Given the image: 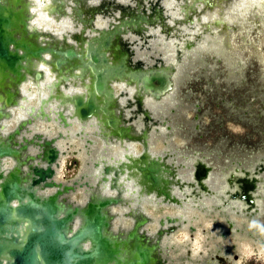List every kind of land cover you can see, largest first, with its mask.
Returning a JSON list of instances; mask_svg holds the SVG:
<instances>
[{
	"label": "water",
	"instance_id": "water-1",
	"mask_svg": "<svg viewBox=\"0 0 264 264\" xmlns=\"http://www.w3.org/2000/svg\"><path fill=\"white\" fill-rule=\"evenodd\" d=\"M55 1L57 5H51L52 7L49 5L51 8L49 11L57 13L59 18L56 22L61 27L71 28L73 23L78 28L80 27L78 22L86 21L79 17L80 12L76 13L77 16L72 14L73 18L67 16L68 22L62 21L64 15H67L65 7L69 5L64 4L65 0ZM220 1L183 0L184 4L179 6L184 12L183 19L179 18L171 23L163 19L158 20L160 18L157 15L163 9L159 1L152 2V11L157 13V19L154 20H148L145 15H140L141 13H137L135 18L126 15L128 18H115L112 22H108L103 26L105 29L99 32L94 19L89 18V22L94 23L97 31L93 36L88 33L84 35V31L82 34L64 31L50 33L47 29L38 31L36 27L35 30L30 31L25 20L23 35H18L16 25L13 26L14 31H10L12 26L10 16L6 19L0 17V62H7L11 71L8 75L3 74L0 88L7 87V84L13 85L12 91L15 88V92L8 93L0 89V240L13 238L24 242L22 249H10L0 243V264H77L75 260L80 264H86L88 257L93 261L104 253L114 260L112 246L114 247L115 244L120 248L128 246L127 254H123L121 259L128 257L129 261L132 260L130 264H164L168 259L166 257L168 246L163 245V240L178 227H182V223L186 221L185 213L162 217L159 220V227L154 232H150L151 229L146 228L145 225L152 219L141 208V204L146 201L176 206L184 212L194 208L200 209L207 203H212L213 212L218 213L225 220H229L231 214L238 218H244V215L255 217V213L259 212V207L264 201V194L250 192L264 188V179H255L264 172L263 156L260 155V167L254 164L252 166L251 162L246 164L247 167H241L242 173L246 176L252 175L253 179H236L227 176L225 181L228 187H233L234 190L229 188V191L214 192L209 189L208 184L215 185L216 181L223 180L224 175L211 173L213 166L209 165V160L206 158L211 154L193 163L189 160V155L172 153L174 149H179L175 148L179 146V141L182 145L190 138V134H187L190 117L186 112L185 102L186 98L190 99L194 96L191 95L193 93L191 90L175 94L177 84L183 89V86L192 80L193 71L198 72L201 80L202 76L208 74L209 68L217 63H224L228 68L234 69L235 77L242 75L241 66L245 60L244 57L241 58L243 53L241 49L248 50L250 54L253 51L254 59L264 64V52L261 47L255 46L256 43L251 41V37L242 40L237 46L231 32V21L223 15L222 10L219 11L222 9ZM239 1L226 0L224 8L229 10L232 19L243 28L248 24L245 18L247 13H244L246 7ZM28 3L29 0L24 3L25 12L30 11L31 5ZM2 6L0 4V10L2 8L3 11ZM215 12L219 15L217 16ZM197 14L199 18L196 19ZM186 23L197 26L199 24V26L185 32L181 27L188 25ZM148 26L163 28L166 31V35H163L165 44H168L171 38L177 37V42L171 44L175 45V48L163 50L164 48H157L159 44H150L154 39H160V35L155 33L145 35ZM134 29L137 30V44L136 49L133 50L128 43V37L119 34L132 32ZM172 31H177L178 36L172 37ZM29 34L33 36L32 47L39 44L40 35L73 37L69 39L74 44L72 46L76 52H81L82 45L86 44L91 59L75 60L70 63L87 65L86 68L95 69L96 74H93V77L96 90L103 75L99 70L104 69L105 65L108 66L105 67V71L112 72L109 77L111 93L107 96L102 95L99 99V102H104L105 105L99 104L98 95H95L98 91L92 90L91 82L59 81L60 69L51 67L53 65L51 60L45 61L44 66L45 64L48 66L42 67L41 77L39 71L24 77V67L20 62H23L24 50L28 46H24V38ZM201 37L205 38L204 41H200ZM246 37H249V34H246ZM118 41L124 42L123 46L121 43L114 44ZM220 44H223L226 50L220 49ZM11 45L13 48H10ZM107 49L110 50V55ZM13 50H16L15 56L11 54ZM103 56L107 59H103ZM249 58L247 57L246 60ZM210 60L213 61L212 64H209ZM3 62L0 64L2 69H4ZM6 78H10L11 81L5 82ZM28 82H32L39 93V107L36 109L32 106L31 109V114L33 112L36 114L35 118L55 121L59 127L77 125L81 129H94V134L109 147H117L118 141H128V150H124L120 157L115 155L107 161L103 159L95 163L97 167H102L96 175V184L88 192L87 201L83 204H77L66 196L74 190V186L54 180L55 165H59L61 155L56 145V138L47 140L42 138L43 134H39L40 142H29L26 139V143L20 142L17 137L31 120H22L13 130L3 131L4 128L7 130L8 126L4 121L13 117V108L18 106L23 108L21 101L29 100L21 88ZM62 82L66 84L61 85ZM57 84L61 85L59 91L54 88ZM116 85L121 88L119 94L116 93ZM43 87L47 88V93L43 92ZM187 91L188 93L185 94ZM87 98L92 101L96 98L100 107L94 104V101L88 102ZM50 104H54L50 107L51 114L45 110ZM161 107L164 108H162L164 112L162 111L160 117L149 110ZM198 119V115H195L194 120ZM196 122L193 121L194 124ZM156 135L164 142L167 141V145L172 150L169 149L165 153L161 151L159 154L155 152L154 143H150V139ZM31 144L39 147L36 154L29 153ZM137 144L143 147L140 153L134 151ZM132 146L133 150H131ZM62 154H65V151L62 150ZM8 159L12 161L10 166L6 165ZM180 159L186 163L180 162ZM239 167L235 172L240 171ZM181 168H184L183 173L180 172ZM125 180L133 185L124 187L125 183L122 181ZM103 185H105L104 189H102ZM130 203L134 204V207H131L127 215L133 218V226L115 228L113 221L118 217V213L113 209L117 205L123 207ZM97 211L103 212L105 219L101 221L99 217H94L93 213ZM39 226L41 232L38 231ZM102 228L104 231L101 232ZM24 229H30L26 236ZM102 233H105L110 241L104 242L99 239ZM149 243L155 245L150 247ZM74 244L79 245L83 253L89 255L85 256L87 261L83 256L75 255L70 258L71 256L67 255L73 251ZM109 248L112 251H109Z\"/></svg>",
	"mask_w": 264,
	"mask_h": 264
},
{
	"label": "flooded vegetation",
	"instance_id": "flooded-vegetation-1",
	"mask_svg": "<svg viewBox=\"0 0 264 264\" xmlns=\"http://www.w3.org/2000/svg\"><path fill=\"white\" fill-rule=\"evenodd\" d=\"M25 1L28 0H0V4L3 5V11L2 8L0 10V17H4L6 19L8 18V16H10L9 18L12 20L10 22L12 23L10 31H14L13 26L16 25V33L18 35H23V26L25 21L29 25L30 31L35 30L36 27L38 31H44L47 29L50 31V33H53L55 31H64L65 33L82 34V32L84 31V35H87L88 33L89 35L93 36L97 34V31L94 28V23L91 24L89 22V18L94 19V22H96V29L100 32L105 29L103 26L107 25L108 22H112L115 18L127 17L126 15L133 16L135 18L137 13H141L140 15H145L148 20L157 19L158 16L160 18L158 20L161 21L163 19L169 23L179 18L183 19L184 16L182 7H179L180 5L184 4L183 0H65L64 4L69 6L65 7L67 15H64L65 17L62 19V21L68 22V17L73 18L71 17L72 14L74 16V14L80 12L79 17L81 16L82 19L86 20L85 22H83L86 27L82 28V26H80L76 28V26L72 23V25H74L73 27L71 25V28H64L56 22L55 15L57 16V13L49 11L51 10L50 7L57 5L55 0H29L30 3L28 4L31 5L29 12L24 11ZM154 1L161 2L163 6L162 11L157 16V13L152 11V2ZM259 2L260 1L258 0L257 2H251V4L248 3V6L245 5L246 9L248 8L244 12L247 13V16H245L248 23L247 26H243V28H240L241 24L232 19V14H229V18L232 24L231 32H233L236 41L235 43H237V46L241 44L240 42H242V40H248V38L251 37V41L256 43L255 46L261 47L264 52V16H262L264 14L261 10L262 8ZM198 7L199 5L197 4V8ZM126 10L128 12H125ZM244 10L245 9L243 8L242 11ZM215 14L217 16L219 15L218 12H215ZM196 17H198V14L195 15V18ZM57 25L59 29L53 27ZM147 30L148 31L147 33H145V35L152 33L166 35V31L163 28L148 26ZM136 32L137 30L134 29L132 32L129 31L128 33L123 32L119 34L121 36L128 37V43L133 50L136 49ZM246 34H249V37H246ZM123 43H121V46H123ZM164 45L167 46V44ZM10 48H13V45H11ZM157 48L162 49L164 48V46L158 45ZM174 48L175 45H169V47H167L166 49L172 50ZM219 48L222 50H226V47L223 44H220ZM241 51L243 52L241 58L243 59L244 57L245 60L243 66H241L242 75L235 77L234 69L228 68L224 63L216 62L217 64L212 68H209L208 74L202 76L201 80L199 79L198 72L193 71L192 80L189 82L191 84L188 83L184 85L183 89L182 87L180 89L178 84L176 85L177 92L175 94H178L179 92L183 93V91L185 92L186 90H191L193 92L191 95L194 96H191L190 99L186 98L185 102L187 104L185 106L187 110L186 112L188 113L189 117L190 113H192L193 117H190V119H188L190 128H188L189 126L186 125L188 126L187 134H190V138L186 139V141L182 145L179 141L180 139H177V141H179V146L175 148L179 149H174L172 153H184L185 155H189V160H192L193 163H196L198 159L204 157L205 155L211 154L207 155L206 157L209 160V165L211 167L213 166L211 173L220 176L224 175L223 180L216 181L215 185L211 183L208 184L209 189H212L214 192H223V190L229 191V188H233L228 187L229 185L225 181V179H227V176H229L228 178L234 177L236 179H253L254 177L252 175L246 176L244 173H242L243 171L241 169L247 167L246 164L250 162L252 163V166L254 164L257 167H260V158L261 156H263L264 158V64L258 61L256 58L254 59L255 56L253 51L251 54L246 49H241ZM247 57H250L251 60L250 58L246 60ZM2 62H0V64ZM210 62L211 63L209 64L213 63V61L211 60ZM20 63L21 65L23 64V62ZM3 65L6 71H10L8 69L7 62H3ZM0 67H2V65H0ZM22 73L23 71L21 68V74ZM2 76L3 75L1 71V82L4 78ZM6 81L9 82L11 80L10 78H6L5 82ZM21 88L24 92V95L29 97V100L21 101L22 106H24L23 108L21 107L23 109L22 111L18 109V107L20 106L13 108V117L11 119H15L16 122L12 129H9V127L7 126V130L6 128H4L3 131L8 132L13 130L18 126L20 122H18V120L21 118H23L22 120H31V122H27V124L22 128V133L17 137L20 142L26 143L25 139L29 142H40L38 136L39 134H43L42 138L44 139H57L56 145L61 151L59 159L66 153H72L74 155L83 154L81 171L75 177L57 180L56 177L58 175V172L56 166L54 175L55 181L74 186V190H71L66 194V196L77 204H83V202H77L72 198L71 195L76 192L78 188H82L83 191L88 195V192L92 189V186H94L97 182V169L100 170V167H102H97L95 163L98 161L101 162L103 161V159L107 161L111 156H115L116 147H109V145L105 146L103 144V141L98 138L96 134H94V129H81L83 131L82 132L79 126L75 125V127H71V130L73 132L71 131L69 135L63 134L64 130L62 131L61 127L57 133L54 132L53 123H55V121H46L42 120L39 117L35 118V112L31 114L32 106L36 107V109L39 107V93L36 87H34L32 82H28L26 84H23ZM115 89L117 94L121 92L120 86L116 85ZM43 92H48L46 87H43ZM187 93L188 91L185 94ZM52 105L54 104H50L45 108L46 112H49V114H51L52 110L50 109V107ZM215 106L217 108H221V111H218V114H216L214 119H212L209 123H201V117L203 118L202 115L208 113L210 117L211 112L214 110L213 107L216 109ZM162 108L163 107H161L160 109L151 108L149 110L152 111L155 116L160 117L164 112ZM195 115H198V120H194ZM19 116L22 117L19 118ZM40 120L46 122L45 127L38 124V121ZM189 120L192 121V123H190ZM7 121L9 120H5L4 123L8 124ZM193 121H197L196 124H194ZM226 121H235L238 124L243 123L246 126H250L256 133V139L252 137L253 135H251V131V134L244 133V135H241L239 139L232 140L231 133H229L230 128L227 126ZM195 126H197V128H195ZM207 126L210 129L206 137L205 128ZM156 136H153V138L151 137L150 139V143H154L153 150L155 152H158V154L161 153V151L165 153L170 149L167 145V141L164 142L161 137L158 138V136ZM72 137L74 139L78 138L81 142L77 144L72 150H70L69 147L74 145L72 142L74 139ZM191 138H195L193 144H190ZM59 140H61V142ZM136 146L134 151L136 153H140L143 150V147L140 146L139 149ZM29 147L30 154H36L39 151V147L37 146L31 144L29 145ZM62 150L65 151V154H62ZM131 150H133V146ZM179 161L186 163L185 161H183V159L182 161L181 159ZM75 162L76 161H74V163ZM237 167L240 168L239 172H235V169H237ZM180 170V172L183 173L184 168H181ZM220 170H222L223 172ZM259 178L264 179V172L261 173L260 176H257V178L255 179ZM263 189L264 188H257L254 189L255 191H251L250 193L264 194L262 193ZM86 198L85 201H87ZM144 203H149L155 207L167 205L164 203L155 204L149 201L143 202L141 204V208L143 212L148 216L150 215L144 209ZM131 207H134V204H126V206L123 207L121 205H117L113 209L115 213H118V217L113 221L115 228H127L133 226V218L127 215L130 212ZM202 207H206V209L194 208L190 209L189 211L200 210L204 211L206 215L213 214L212 218L217 225L216 230L210 231L208 233L207 239H209L208 245L210 246V251L208 255L204 257L203 263L233 264V260L238 259L241 255L240 246L242 243L250 244L255 250L264 249V201L259 207V212L255 213L254 215L256 218L247 217L243 214L244 218L231 216L229 220H225V218H222L218 213L213 212L214 208L212 207V203H207V205H204ZM177 209L178 212L172 215L181 214V210L179 208ZM167 215L168 214L161 215L160 218L156 219V228L154 230L159 227V220L162 217H166ZM190 216L191 215L186 211V221L185 223H182V226L189 228L190 232L192 233V237H194V232H196V224H194L192 221L194 219L200 221V219L197 214H194L191 217ZM216 216H218V218ZM150 218L152 219L151 216ZM127 220H129L130 223H127ZM150 222L145 225L146 228H149L148 224ZM165 244L168 246L166 247L168 249L172 248L176 251L179 249L178 245L167 241V238L163 240V245ZM166 257L168 259L164 264H177L178 261V264H184L186 259L189 261H194L196 263L202 262V260L197 259L196 257H192V253L189 248L185 255L180 254L177 257H171L168 255Z\"/></svg>",
	"mask_w": 264,
	"mask_h": 264
},
{
	"label": "rangeland",
	"instance_id": "rangeland-1",
	"mask_svg": "<svg viewBox=\"0 0 264 264\" xmlns=\"http://www.w3.org/2000/svg\"><path fill=\"white\" fill-rule=\"evenodd\" d=\"M260 6H261V10L263 11L264 14V0H260ZM249 4H251V2H249ZM190 8V6H187ZM203 9V8H202ZM201 11V10H200ZM80 24V26H82V28L86 27L83 23V21L78 22ZM55 28H58L57 26H53ZM178 27H181L180 25H178ZM26 37L24 38V46H27L24 50V56H23V67H24V77H26L27 75H31L32 73H38L39 71V76L41 77L42 74V67L48 66V64L44 63L45 61H53V65H51V67L56 68V69H60L59 70V81H65V80H69V82L75 83L78 80H84V81H88L91 82L90 86H93L92 90L93 91H98L96 92L95 95H98V102L99 99L102 95L107 96L109 93H111V88H110V84H109V77L112 75V72L109 71H105V67L108 68L107 65L104 66V69H100L99 72L102 75L101 78V82H99V87L96 90V83L94 81V75L96 74V71L94 68L89 69L86 68L87 65H82V64H71L70 62L75 61V60H80V61H88L91 59V53L89 55V50L87 45L85 44L82 45L81 47V52H76V50L74 49V47L72 45H74L71 40L69 38H73V37H67L66 35H61L60 37H51L48 35H40L39 36V44L36 46L32 47V39L33 36L32 34L29 35H25ZM120 41H118V43H114L116 45H119ZM112 44V43H111ZM108 54L110 53V50H108ZM55 52V53H54ZM12 56L16 55V50H13V52L11 53ZM110 55V54H109ZM103 59H107L105 56L102 57ZM3 70V71H2ZM10 70V69H9ZM2 71V75H8L9 71H6L4 69H2V67H0V72ZM6 72V73H4ZM66 84L65 82H62L61 85ZM61 85H56L54 88L56 90H60L61 89ZM13 85L11 84H7V87H1L0 89H2V91H6L7 93L10 92H15V88L13 89ZM99 89V90H98ZM1 93V90H0ZM110 97V96H109ZM1 99V98H0ZM89 98H87L86 100H88ZM94 104L96 105H105L104 102H99V104L97 103L96 98L93 99ZM92 99H89L88 102L93 103ZM99 105V107H100ZM216 107V106H215ZM213 111L211 112V116L209 117V114H203V118L201 117V123L207 124L209 123L212 119H214L215 115L218 114V111H221V108H217L216 109L213 107ZM190 117H193V114L190 113ZM15 119H10L9 121H7V125L9 127V129H12L14 124H15ZM40 124V126H46V122L43 121H38ZM199 122V121H198ZM227 122V126L230 128L229 129V133H231V137L232 140L235 139H239L241 137V135L243 136L244 133H248L253 135L252 137L254 139H256V133L254 132V130L250 127V126H246L243 123L242 124H238L235 121H226ZM234 123V124H233ZM75 127V125H74ZM60 129L59 125H57V123H53V130L54 132H58V130ZM209 127L207 126L205 128L206 130V137H207V133L209 131ZM73 138V137H72ZM74 139V138H73ZM61 142V140H59ZM195 141V138H191L190 139V144H193ZM73 144L71 147H69L70 150H72L77 144H79L81 141L78 138H75L73 141ZM141 145H137L136 147H138L140 149ZM82 155H74V154H69L66 153L65 155H63L60 159H59V165H55L58 175L56 177L57 180H63L65 178H73L75 177L80 171H81V165H82ZM74 161H76L74 163ZM12 164V161L10 159L7 160L6 165L10 166ZM72 198L75 199L77 202H85V198L87 197V194L83 191L82 188H78L76 192H74L72 195ZM97 203H102V201H97ZM144 209L146 210V212L152 217L153 222L151 221L148 224V227L150 229H152V231L156 228L155 224H156V219L160 218L161 215L164 214H168V215H172L178 212L177 207L172 206V205H165V206H153L149 203H144L143 205ZM188 214H190L191 216H193L194 214H197L199 216L200 221H197L196 219H194L192 222L194 224H196V232H194V237H192V233L190 232L189 228L182 226V227H178L174 232L171 233V235H169V237H166L169 242L174 243L176 245L179 246V249L176 251L172 248L168 249V255L171 257H177L180 254L185 255L188 248L191 250L192 253V257H196L197 259L202 260L201 263H196L194 261H189V260H185L184 264H205L203 263V259L205 256L208 255L209 251H210V246L208 245L209 239H207L208 233L210 231H214L217 229V225L216 222H214V219L212 218L213 214H209L206 215L204 213V211H200V210H192V211H187ZM10 216H12L10 214ZM94 217H99L102 221V219H105V216L102 213H100L99 211L93 213ZM190 216V217H191ZM14 217V216H12ZM218 218V216H216ZM9 220V218L6 220V222ZM127 223H130L129 220H127ZM116 225V224H115ZM105 226V225H102ZM100 226V227H102ZM4 227V225H3ZM4 229V228H3ZM103 229V228H102ZM30 229H24V236L28 235ZM38 231L41 232V228L39 226ZM104 231L101 230V232ZM99 235V234H98ZM99 239H102V241L104 242H108L110 241V238L108 236L105 235V233H102V235H99ZM1 244H4L7 248H18V249H22L24 242L22 241H18L17 239H2L0 240ZM155 243H149V246L152 247L154 246ZM125 247V246H124ZM120 248L119 245H116L113 248V258L110 255H108L107 253L101 254L100 257H98V259H94L93 261H91V258H89V260L85 257V256H89L85 253H83V251L80 249L79 245L74 244L72 247V252L71 254H67L68 256H71L70 258H72L73 256H83L84 259H86L87 263L86 264H130L128 257H124L123 259H121V256L124 254L126 255V250L127 247L125 248ZM241 255L238 259H234L233 260V264H264V249L260 250L257 249L255 250L250 244L248 243H242L241 244ZM109 251H112L111 248H109ZM38 253H40V251L37 250ZM88 253V252H86ZM35 254V253H34ZM65 255V256H67ZM37 255L35 254V257ZM165 257V255H163ZM77 264H80V262L78 260L74 261ZM113 262V263H112ZM179 262V261H178ZM177 262V264H178Z\"/></svg>",
	"mask_w": 264,
	"mask_h": 264
},
{
	"label": "bare ground",
	"instance_id": "bare-ground-1",
	"mask_svg": "<svg viewBox=\"0 0 264 264\" xmlns=\"http://www.w3.org/2000/svg\"><path fill=\"white\" fill-rule=\"evenodd\" d=\"M256 1H258V0H240L239 1V3H241V5L242 6H245V5H247L248 6V3L249 2H256ZM260 1V0H259ZM226 0H225V2L223 1V0H221L220 1V5H222V9H219V11L221 12V10H222V13H223V15H225L226 16V18H228V21H230V18H229V14H230V12H229V10H225V8H224V6L226 7ZM248 9V8H247ZM246 9V10H247ZM57 18H59V16H56L55 15V19H57ZM197 18H199V17H197ZM196 18V19H197ZM186 24H188V23H186ZM197 26V24L196 25H191V24H188V25H184L183 27H181V30H183V31H185L186 32V30H188V32H189V30H190V28H193V27H196ZM198 26H199V24H198ZM197 26V27H198ZM199 29H200V27H199ZM160 35V34H159ZM173 35H175V36H178L177 35V31H173L172 32V37H173ZM162 39V40H161ZM204 37H201V39H200V41L202 40V41H204ZM142 40V38H140V41ZM173 42H177V37H173V38H171V40L170 41H168V44H167V46H165L164 44H165V41L163 40V35H160V39H158V40H153V41H151V43L150 44H152V45H163L164 46V49L163 50H165L167 47H169V45H171ZM137 44V43H136ZM136 46V45H135ZM166 47V48H165ZM161 49V48H160ZM24 93V92H23ZM18 109L19 110H23L21 107H18ZM66 112V111H65ZM54 116V115H53ZM22 116H19V118H21ZM55 117V116H54ZM23 118H21V119H19L18 120V118H17V120H18V122L19 121H21ZM83 128V127H82ZM81 129V128H80ZM84 129V128H83ZM61 130L63 131L64 130V133L63 134H68L69 135V133H71V127H66V126H63V127H61ZM73 132V131H72ZM118 143V145H117V147H116V150H115V155H117V156H121V154L123 153V151L124 150H128V141L127 140H122V141H118L117 142ZM125 153V152H124ZM124 155V154H123ZM98 170L99 169H97V172L96 173H98ZM96 175H98V174H96ZM205 181H207V180H205ZM208 182H209V180H208ZM122 183H125L124 184V187H130V186H132L133 184L131 183V182H128V181H126L125 180V182L124 181H122ZM104 187H105V185H103L102 186V189H104ZM232 205H234L235 206V204H232ZM184 213H186V212H184V211H181V214H183L184 215ZM120 214V213H119ZM231 216H232V214H231ZM119 218H120V216H119ZM169 225V224H168ZM155 231V230H154ZM154 231H152V230H150V232H154Z\"/></svg>",
	"mask_w": 264,
	"mask_h": 264
}]
</instances>
